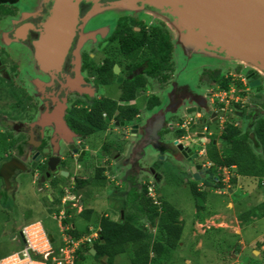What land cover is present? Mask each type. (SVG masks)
<instances>
[{"label":"flooded vegetation","instance_id":"obj_1","mask_svg":"<svg viewBox=\"0 0 264 264\" xmlns=\"http://www.w3.org/2000/svg\"><path fill=\"white\" fill-rule=\"evenodd\" d=\"M116 1L120 0L101 2L107 5ZM52 5L53 0H0V100L6 104L5 108L0 107V138L4 148L0 168L10 161L15 167L24 168L7 172L6 180L0 177L1 194H14L18 190L16 179L31 175L36 192L57 195L60 189L70 196L75 178L86 177L90 168L91 175L86 178H94L103 170L105 177L110 173L111 183L116 180L114 187H127L122 193L132 183L138 188L147 184L155 188L162 179L158 169L163 160L178 164L187 184H196L198 191L208 189L205 180L213 170L217 171L214 180L221 179L222 183L217 193L224 195L242 187L229 185L232 177L241 179L235 165L213 168L206 154L214 148L220 155L226 146L224 135L231 130L245 136L254 152L262 156L256 128L264 121V74L239 64L232 68L231 64L203 68L196 87L176 91L171 89L176 72L173 46L158 18L162 14L154 11L152 18L147 14L152 10L144 5L134 17H119L114 30L104 38L97 36L95 41L80 44L82 19L91 8L83 3L79 5V28L62 64L59 69L45 71L36 59L35 46ZM156 25L164 27L171 44L169 66L162 72L166 79L162 74L159 77L147 74V48L141 47L136 56L127 58L121 40L134 34L147 39V31ZM106 74L110 76L108 81L104 80ZM226 80L228 90L221 89L220 82ZM240 88L242 91L238 92ZM230 89L232 94L219 99L220 93ZM131 91L133 99L126 100V93L131 95ZM104 99L115 102L110 117L101 110ZM150 100H155V104L148 106ZM160 105L167 112L159 129L152 132L157 117L156 122L152 120V125H148L147 114ZM100 110L99 123L104 122L105 128L97 129L94 114ZM178 145L190 153L179 152ZM152 151L156 152L154 160L147 155ZM197 166L199 170L193 173L192 168ZM62 171L68 176L62 177ZM71 172L73 179L64 186L61 179L69 178ZM261 186L264 192V181ZM239 215L225 219L228 223L223 221L217 228L214 224L206 228L240 237L246 220L252 224L257 220L253 216L240 219ZM229 226H233L232 232L227 230ZM242 244L238 240L231 251L225 252L227 264H248L241 257L245 250ZM261 246L263 234L256 236L251 251L256 253Z\"/></svg>","mask_w":264,"mask_h":264},{"label":"rangeland","instance_id":"obj_2","mask_svg":"<svg viewBox=\"0 0 264 264\" xmlns=\"http://www.w3.org/2000/svg\"><path fill=\"white\" fill-rule=\"evenodd\" d=\"M148 14H151L149 15L150 17L155 18V15L152 13ZM158 18L161 20L163 17ZM111 19L113 18L108 16L105 19L98 20L96 23L101 24ZM169 36L171 42L174 41L173 39L176 37L175 33H169ZM187 60L189 61L187 67L189 71L182 72L178 81L180 87L186 86L191 89L196 87L198 76L203 71L195 67L201 63L206 64L209 60L201 55L189 57ZM179 62L183 63V61ZM229 67L232 68L233 64ZM240 90L242 91L240 88L238 92ZM114 93L116 94V92ZM5 105L4 101L0 100V107L5 108ZM148 116L150 115L147 114ZM95 141H98V138H95ZM3 150V141L0 138V158ZM147 155H150V159L154 160V153L147 152ZM90 169L87 170L86 177H90V171H92ZM158 171L162 172V179L154 186V189H157L158 195H162L172 207L180 212V219L183 223L181 241L179 242L180 247L171 253V258L166 261V264H227L229 260H227V256L226 258L224 257V254L238 240H241L247 246L241 255L245 262L248 264H264V257H255L254 251H251L256 236L260 234L264 236V192L258 191L254 193L253 188L255 184L252 181L250 182L245 178H241V188H233L229 193L225 192L224 195L217 193L213 188L205 189L204 198H195L189 187L190 185L186 182L187 178L179 169L178 164L169 163V160H163L159 162ZM107 175L103 180H98L96 177L90 178V185L79 194L83 209L88 208L93 211L90 219L76 214L74 209L70 211L73 217V225L84 235L87 229L93 230L97 228L98 217L100 215L106 214L109 218L115 220L125 201L130 205L132 204V198L127 195L128 192L122 193V190L127 187L122 186L117 189L113 186L116 180H113L111 183L109 181L110 173ZM69 179H73L72 172L69 178L61 179L64 186H67ZM132 179L133 177L129 181ZM32 180L31 175H21L18 177L16 179L18 190L14 194L10 192L1 194L0 189V257L16 249L14 242L11 243L9 241L10 236L16 235L18 237L20 229L24 225L33 222H39L45 232L56 241L59 240V236L61 237L58 222L52 218L51 213L56 206L51 205L48 191L44 193L36 192ZM103 181H105L104 184L101 183ZM50 195L55 196L56 193L51 192ZM255 205L260 206L255 211H252L250 217H256L257 222L254 225L251 220H246L247 225L241 228L240 237L238 235L229 237L225 231H215L206 228L213 224L217 228V225H221L225 219H234L238 214L249 212V209ZM69 206H71L70 202L63 208ZM197 207L202 209L197 212ZM229 227L227 230L232 232L234 230L232 229L233 226ZM130 251L131 248L128 246L124 252L111 259L110 264H132ZM231 256L230 258H232ZM77 264L102 263L101 260L97 262L93 257L86 255L83 260H78Z\"/></svg>","mask_w":264,"mask_h":264},{"label":"water","instance_id":"obj_3","mask_svg":"<svg viewBox=\"0 0 264 264\" xmlns=\"http://www.w3.org/2000/svg\"><path fill=\"white\" fill-rule=\"evenodd\" d=\"M101 1L107 0H53L50 16L41 27V35L35 46L36 59L42 69L50 72L59 69L79 28V5L83 3L90 4L91 8L82 19L80 44L95 41L97 36L104 38L114 30L119 17H134L135 12L143 10L144 5L152 10V14L154 11L162 14L161 21L166 31L176 35L171 42L176 64L171 89L176 91L188 88L180 87L178 80L182 72L189 71L187 59L195 55L209 60L206 64L196 65L198 70L239 64L264 74V0H120L107 5ZM137 2L142 4L139 6ZM108 16L113 19L96 23ZM191 111L187 110L188 113ZM165 112L167 109L163 105L150 112L148 125H152V120L156 122L154 118L157 117V125L153 123L152 132L159 129ZM173 145H177V142ZM177 150L184 155L190 153L182 145H178ZM14 165L13 161L5 163L0 168V177L6 180L7 172L24 170ZM196 170H199V166L191 171L194 173ZM61 176L67 177L68 173L62 171ZM122 214L120 212L121 217ZM94 253L90 249V254ZM105 260L103 256L101 263L104 264Z\"/></svg>","mask_w":264,"mask_h":264},{"label":"trees","instance_id":"obj_4","mask_svg":"<svg viewBox=\"0 0 264 264\" xmlns=\"http://www.w3.org/2000/svg\"><path fill=\"white\" fill-rule=\"evenodd\" d=\"M121 36V35H120ZM124 55L127 58L137 55L141 47L147 48V74L151 77L161 76L163 70L169 66V57L171 52V44L169 37L161 25L152 26L150 31H147V39L139 34L132 35L130 39L124 40ZM146 45V46H145ZM126 47V48H125ZM111 75V72H110ZM109 75L104 76V80H109ZM163 79L167 75L162 74ZM228 80L220 82V88L228 90ZM239 88V86H238ZM126 93V100L133 99L134 95ZM125 94V93H124ZM125 97V95L123 96ZM115 102L104 99L101 102V110L107 112L110 117L113 114ZM155 104V100H150L148 106ZM134 109V108H133ZM101 110L95 113L98 122L94 125L97 129L105 128V123H99ZM94 119V118H93ZM256 134L260 139L262 156L257 155L254 149L250 146L246 137H241L228 131L225 137V147L222 153H219L213 148L207 151L206 158L215 167H230L236 166L235 171L246 180L252 181L255 184L253 192L262 190V182L264 181V121H261L256 128ZM103 170H99L96 174L98 180L105 179ZM209 176L205 180V185L208 189H219L222 187L221 179L214 180L217 171H209ZM241 180V179H240ZM238 178L232 177L229 185L231 188L240 184ZM105 181L101 182L104 184ZM99 184V182H98ZM90 185V179L84 176H77L75 183L70 190L72 195H79L85 188ZM56 186V185H55ZM105 186V185H104ZM195 198L205 196V191H198L196 184L189 186ZM56 188V187H55ZM57 196L52 197L51 205L56 206L51 212L52 215H58L61 210V198L64 196L63 191L57 189ZM155 195L151 198L148 195V184L143 187H137L131 184L128 189L129 200L132 204L124 202L121 211L115 220L109 218L106 214L98 217L99 237L90 245L81 246L75 253L73 264H77L78 260H83L87 256H91L97 262L103 256L106 257L104 264H110L111 259L124 252L127 247L131 248V263L132 264H166L170 260L171 253L178 250L179 242L181 241L183 223L180 219V212L169 204L162 195H158L157 189L154 190ZM67 204V203H66ZM65 204V205H66ZM264 205V204H263ZM255 205L249 209V212H244L238 216L240 219L250 217L252 211L259 207ZM51 209V208H49ZM202 208L197 207L198 212ZM72 208L66 207L64 217L61 220V227L64 235L72 240H76L90 233V229L86 230V234L81 233L75 228L72 223ZM251 210V211H250ZM264 211V210H263ZM91 209H82L78 214L90 219L92 214ZM25 226V225H24ZM50 244L54 251L61 246V238L56 241L51 235L47 234ZM90 249L95 251L94 255L90 254ZM164 261V262H163Z\"/></svg>","mask_w":264,"mask_h":264},{"label":"built area","instance_id":"obj_5","mask_svg":"<svg viewBox=\"0 0 264 264\" xmlns=\"http://www.w3.org/2000/svg\"><path fill=\"white\" fill-rule=\"evenodd\" d=\"M233 90L220 93L223 99L225 95L232 94ZM64 212L52 218L58 222L61 232V246L54 251L49 242L47 233L39 222H33L20 229L22 247L0 261V264H73L76 251L83 245H90L99 237L98 229H90V233L76 240L67 238L61 227Z\"/></svg>","mask_w":264,"mask_h":264},{"label":"crops","instance_id":"obj_6","mask_svg":"<svg viewBox=\"0 0 264 264\" xmlns=\"http://www.w3.org/2000/svg\"><path fill=\"white\" fill-rule=\"evenodd\" d=\"M58 195V194H57ZM57 195H55V196H51V195H49V199H50V201L52 200V197H56ZM64 199H62V202H61V208L62 207H64L65 206V204L66 203H68V202H70L71 203V208L72 209H74L75 210V212H76V214H79L81 211H82V209H83V205H82V202H81V200H80V196L79 195H77V196H74V195H67V194H64ZM76 197V198H75ZM66 200V202H65V204H63L64 203V201ZM64 210H66V208H64ZM61 238V237H60ZM9 241L11 242V243H13L14 242V244L16 245V249L13 251H11L9 254H7V255H4V256H1L0 257V261L2 260V259H4L5 257H7V256H9V255H11V254H13V253H16L17 251H19L20 249H21V247H22V245H23V243H22V239H21V237H20V232H19V234H18V237L16 236V235H11L10 236V238H9ZM254 243V242H253ZM247 246H246V244L245 243H243L242 244V249L244 250V248H246ZM258 252H256V253H254L255 254V256L256 257H261V252H262V250H264V246H261L259 249H256Z\"/></svg>","mask_w":264,"mask_h":264},{"label":"clouds","instance_id":"obj_7","mask_svg":"<svg viewBox=\"0 0 264 264\" xmlns=\"http://www.w3.org/2000/svg\"><path fill=\"white\" fill-rule=\"evenodd\" d=\"M155 189L153 188V186L152 185H150V184H148V195L151 197V198H153L154 197V195H155V191H154ZM153 192H154V194H153ZM61 210H63V212H64V208L62 207L61 208ZM60 210V211H61Z\"/></svg>","mask_w":264,"mask_h":264}]
</instances>
